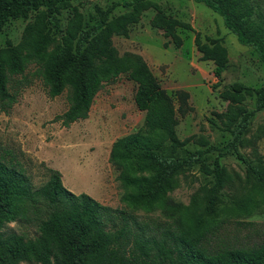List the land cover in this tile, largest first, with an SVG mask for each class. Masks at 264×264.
I'll return each instance as SVG.
<instances>
[{"label":"trees","instance_id":"16d2710c","mask_svg":"<svg viewBox=\"0 0 264 264\" xmlns=\"http://www.w3.org/2000/svg\"><path fill=\"white\" fill-rule=\"evenodd\" d=\"M193 1L221 16L237 41L252 47L264 63V19L252 18L254 8L249 0ZM70 2L0 0V30L9 18H26L32 10L37 11L17 43L7 41L0 47V106L10 107L17 100L30 66L50 97L67 90L68 107L60 115L64 126L88 116L104 84L120 76L133 81L134 101L144 111L143 126L112 143L109 161L119 169L124 188L121 200L131 209L159 210L164 220L151 226L132 212L102 204L84 192L76 194L63 185L57 170H50L48 179L34 187L20 166L0 158V264H264V238L248 245L224 242L219 238L221 221L213 219L226 187L231 190L229 209L233 213L264 204L261 187L247 190L242 184L232 191V176L219 161L222 153L236 150L250 121L264 108V83L254 87L234 81L220 91V97L229 101V113L218 116L235 122V127L212 168L201 160L208 147L179 157L177 150L194 135L178 137L173 98L140 54L118 52L113 36L128 37L129 26L149 8L156 10L151 25L161 28L175 46L182 44L176 29L194 31L191 24L165 14L154 0H129L99 9L98 23L89 27L83 26V15L74 8L64 33L56 38L48 24L55 19L54 13L69 7ZM120 4L129 10L109 16ZM194 44L202 59L213 62L214 76L220 81L229 61L222 40L207 37L203 41L195 31ZM246 96H254V108L243 106ZM188 97L186 91L177 92L179 110ZM197 141L202 146L208 144L204 137ZM197 162L205 173L214 174L212 186L193 195L188 204L173 201L169 192L178 185L177 175ZM248 171L264 186V168L248 164ZM14 221L33 227V233L4 231L6 224Z\"/></svg>","mask_w":264,"mask_h":264},{"label":"rangeland","instance_id":"374dc122","mask_svg":"<svg viewBox=\"0 0 264 264\" xmlns=\"http://www.w3.org/2000/svg\"><path fill=\"white\" fill-rule=\"evenodd\" d=\"M124 1L129 0H71L69 7L54 13L55 19L49 22V30L53 36L60 38L74 8L82 13L83 26L89 27L98 23L99 9L105 10L113 3ZM154 1L165 14L190 23L194 31L177 28L182 44L175 46L161 28L151 25L156 10L149 8L143 10L139 20L129 26L128 37L113 36V44L120 54L126 51L140 54L173 98L178 137L184 139L194 135V139L177 150V155L183 157L198 148L208 147L201 160L212 168L218 153L225 151L224 145L231 139L235 127V122L218 116L219 113H229V101L220 97V91L234 81L260 86L264 83V63L252 47L240 44L224 26L221 16L205 4L193 0ZM249 1L254 8L252 18L263 20L264 0ZM40 8L45 9L44 6ZM129 8L117 5L109 16ZM36 13L32 10L26 18H9L0 30V47L5 46L7 41L17 43L23 27L33 20ZM195 31L200 33L203 41L207 37L220 38L227 48L229 61L220 81L214 76L213 62L201 58L194 44ZM33 70L30 66L25 71L27 79L18 91L17 100L10 107L3 109L0 106V158L20 166L34 187L48 179L50 170H57L63 185L76 194L84 192L102 204L132 212L151 226L163 221L159 210L145 212L131 209L121 200L124 188L118 178L119 169L109 161L112 143L143 126L144 111L139 110L134 101L136 84L124 76L104 84L95 95L88 116L64 126L60 115L68 107L67 90L50 97ZM178 91L189 94L182 110H179ZM254 105V96H246L243 106L252 109ZM200 137L207 140L206 146L197 141ZM219 161L232 176V191L239 190L242 184L247 190L260 187L264 190V186L257 183L248 171V164L264 168V108L256 112L236 150L222 153ZM214 179L213 173H205L199 162L194 163L177 175L178 185L169 192V196L175 202L188 204L193 195L202 194L210 188ZM222 191L223 201L213 215L215 221H221L218 223L219 238L240 245L262 240L264 204L233 213L229 209L232 197L228 194L231 190L226 187ZM225 206L229 210H224ZM10 230L29 235L33 233V227L17 221L6 224L4 231Z\"/></svg>","mask_w":264,"mask_h":264}]
</instances>
